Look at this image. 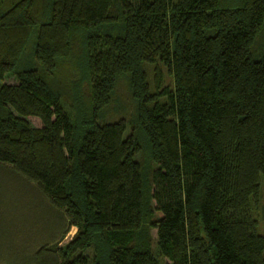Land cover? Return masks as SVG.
I'll list each match as a JSON object with an SVG mask.
<instances>
[{
    "label": "trees",
    "instance_id": "1",
    "mask_svg": "<svg viewBox=\"0 0 264 264\" xmlns=\"http://www.w3.org/2000/svg\"><path fill=\"white\" fill-rule=\"evenodd\" d=\"M5 75L0 175L62 223L26 264H264V0H0Z\"/></svg>",
    "mask_w": 264,
    "mask_h": 264
},
{
    "label": "rangeland",
    "instance_id": "2",
    "mask_svg": "<svg viewBox=\"0 0 264 264\" xmlns=\"http://www.w3.org/2000/svg\"><path fill=\"white\" fill-rule=\"evenodd\" d=\"M166 83H169L166 77ZM13 84L14 79L5 75L0 84ZM120 114L103 117L101 122L115 121ZM130 110L122 114L126 120ZM31 127H40L36 118L25 119ZM260 202L257 212L255 232L264 238V179L259 180ZM62 229L55 209L39 199L28 187L12 178L0 175V264H26L27 251L43 240H49ZM75 229L65 233L62 242L73 235ZM154 238L155 230L151 229ZM61 242V243H62Z\"/></svg>",
    "mask_w": 264,
    "mask_h": 264
}]
</instances>
